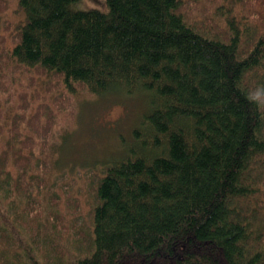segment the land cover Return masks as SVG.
I'll return each instance as SVG.
<instances>
[{
  "label": "trees",
  "instance_id": "trees-1",
  "mask_svg": "<svg viewBox=\"0 0 264 264\" xmlns=\"http://www.w3.org/2000/svg\"><path fill=\"white\" fill-rule=\"evenodd\" d=\"M79 1L0 0L22 15L0 32V264H40L38 242L55 264H264V0ZM84 91L142 114L84 171L66 240L78 180L52 181L51 139Z\"/></svg>",
  "mask_w": 264,
  "mask_h": 264
},
{
  "label": "rangeland",
  "instance_id": "rangeland-1",
  "mask_svg": "<svg viewBox=\"0 0 264 264\" xmlns=\"http://www.w3.org/2000/svg\"><path fill=\"white\" fill-rule=\"evenodd\" d=\"M78 8L81 10L96 9L104 11L106 6L104 0H80ZM15 9L16 6L12 2L9 11L0 16V32L4 19H9L14 23L21 21L22 15L14 13ZM18 79L21 84H25L27 76L22 73ZM141 114V110H138L137 107L134 108L133 104L125 103L115 94L94 96L84 91L75 95L74 98L72 97L71 108L62 115L51 139L53 145L51 149L52 181L59 185L60 183L56 182L55 177L61 173H67V176L78 180V184L71 187L70 191H73L80 202V212L76 215V218L80 217L79 221L74 223V215H69L66 212L61 213L65 218L61 222L62 226L69 227L63 228V231L61 230L65 234L66 240L72 238V227L78 224L87 226L90 220L88 215L90 198L85 194L86 190L83 185L85 182L84 171L98 169L103 163L116 160L124 154L132 143V131L138 125ZM69 179V177H66L64 182ZM78 190L83 194L79 195ZM26 225L28 229L34 230L33 224L27 223ZM32 234L33 232L30 231L29 237ZM51 238V242H53V237ZM54 239L57 238L54 237ZM61 240H64L62 236ZM51 244L48 245L50 250L53 249L50 247ZM69 249L73 250L72 247ZM45 250H47V247L38 242L35 250H32L33 256L35 255L38 258L40 264H55V259L59 258L52 255L45 256ZM66 251L67 248L62 254L63 261L67 260L69 254ZM17 252V258L23 260L25 252L23 253L22 248H19ZM53 254L57 255V252Z\"/></svg>",
  "mask_w": 264,
  "mask_h": 264
},
{
  "label": "clouds",
  "instance_id": "clouds-1",
  "mask_svg": "<svg viewBox=\"0 0 264 264\" xmlns=\"http://www.w3.org/2000/svg\"><path fill=\"white\" fill-rule=\"evenodd\" d=\"M249 98L254 102L260 101L264 98V87L257 88L253 93H250Z\"/></svg>",
  "mask_w": 264,
  "mask_h": 264
}]
</instances>
